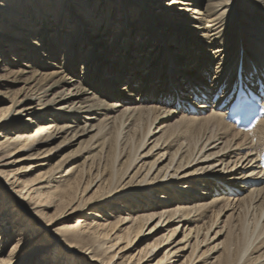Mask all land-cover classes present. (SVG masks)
I'll list each match as a JSON object with an SVG mask.
<instances>
[{"label": "bare ground", "instance_id": "6f19581e", "mask_svg": "<svg viewBox=\"0 0 264 264\" xmlns=\"http://www.w3.org/2000/svg\"><path fill=\"white\" fill-rule=\"evenodd\" d=\"M112 7L119 19L111 24ZM135 12L138 27L141 17L158 27L142 47L117 43L123 31L135 35L125 23L107 60L79 37L83 26L97 37L102 23L111 29ZM26 22L55 24L61 31L48 41L68 38L69 52L80 38L76 53L85 45L86 62L79 76L63 62L43 67L0 109V264H51L58 247L56 264H175L188 248L179 264H264V115L250 131L225 119L240 85L264 83V0H0V32L15 38ZM149 40L159 46L150 73L163 81L151 78L143 90L106 62L148 56ZM181 41L202 56L193 72L171 60L169 48ZM8 42L12 52L21 46ZM10 210L23 223L16 216L14 231L4 225Z\"/></svg>", "mask_w": 264, "mask_h": 264}, {"label": "rangeland", "instance_id": "374dc122", "mask_svg": "<svg viewBox=\"0 0 264 264\" xmlns=\"http://www.w3.org/2000/svg\"><path fill=\"white\" fill-rule=\"evenodd\" d=\"M117 6V5H116ZM97 8V6H92V9ZM122 8V7H120ZM94 9V10H95ZM152 9V13L153 15L156 17L158 16L159 12L157 10H155L154 8ZM109 11L112 12L110 18L108 19V15H106V21L107 19L111 21V24L116 22V20L119 19L118 15L117 16H112L115 14V10L114 7L109 8ZM137 13V14H136ZM144 14V13H142ZM123 18H122V22L116 23V26L111 27V29L109 28L110 25H108V29L106 28V22L105 24L102 23L101 24V28L103 26V29H100V31L98 32V36L97 32H94L95 29L94 27L90 28V27H86L83 26L82 28V32L80 33L81 35H79V37L82 35L86 36L87 40H90V42H95V48H94V53H96V57H101L103 60H107V58L104 57V51H108L110 50L109 47H111L112 42L114 41V29H117L121 24L125 23V26H123L124 28L127 26L129 28H132L133 31L135 30V35H128L127 32L125 33L124 31L121 33L117 43L123 42L126 43L127 41H129V46L131 48H137L138 43L141 44L140 46L142 47L143 43H146V41L144 42V37L145 34L148 32V30H150V28H155L157 29V25H151V23H148V27H145V23L143 21V18L141 17V26H137V22H138V12H135L134 14H131L130 17H128V14H123ZM113 17V18H112ZM104 21V20H103ZM28 26L23 27V26H19L20 30H14L11 31L12 33H19V36H16L15 38H13V34H10V31H3L0 32V36H1V41L2 39H4L2 41L5 42L4 44H0V109L3 110L6 106H8L10 104V100L13 97H18L20 96L22 93H24L29 86L33 85V78H38L42 73H45L42 68H47L46 73L48 72H52L54 69H56L57 64L60 63H66L68 65H73V67H75V72L77 73V76L80 75V70L82 66H84L85 64H83V62H86V47L85 45L83 46V56H80L76 53V51L80 50V38H77L76 42L74 43V49L69 52V49H65L64 45L66 44L67 46L69 45L70 41L67 38V40L63 43L57 44L55 45V43H49L48 39H50V36L53 38L55 36V33L57 32L56 37H58V32L61 31V29L59 27H55L52 24L51 27L48 26H41L39 25H35L32 29H30L31 24L27 23ZM17 26V25H16ZM139 29H136L137 27ZM32 27V26H31ZM107 29V30H106ZM142 29L144 30V32H142ZM147 29V31H146ZM19 31V32H17ZM137 31V32H136ZM26 33H29L30 36L26 35ZM96 33V34H95ZM101 34V37H100ZM45 35H49V37L45 38ZM161 35H163V32L161 31ZM43 36V37H42ZM92 36V37H91ZM130 36V37H129ZM11 41L13 44L15 45H21L20 47L17 46V50L16 48L14 49V52H12V50H10L9 46V42ZM45 40V41H44ZM38 43V44H36ZM156 43V42H155ZM154 42H151L149 40V42H147V44L145 46H143L142 50L144 52H150V54L148 56H144L142 54V58H140V53L135 56L132 60V58L128 57V55H126L125 57V61L126 64L120 65L117 67H113V62L112 61H107L106 63H109V66L113 68V70L120 74H123L125 77H129V75H133L132 79V83L134 86H137L138 88L141 89H145L147 82L152 78L155 82V84L157 83H162L163 81V76L158 74L157 71L155 70V73H150V67L155 66L157 60H153L154 54L156 52L157 49H159V46H155L153 44H155ZM36 44V45H35ZM190 49V47H188V43L187 41L185 42H180L179 45H173L172 47L169 48V50L171 51V60H173L174 62H185V65H183V69H187L188 71H192L195 70V68H192L191 66H196L197 62L199 63V61L202 60V56L198 55L197 53H195L194 55H192L191 53H188L186 49ZM26 50H31V54L26 53ZM56 50V51H55ZM55 51V52H54ZM125 51H126V46L122 49L121 51V59L122 56L125 55ZM164 50H161L159 53L158 58H165V55H163ZM68 52V53H67ZM54 53V55H53ZM175 53V54H174ZM14 55V56H13ZM192 55V56H191ZM95 57V58H96ZM168 57V56H167ZM28 58L30 60H28ZM52 58V59H51ZM157 58V59H158ZM110 59V58H108ZM195 60V63H194ZM197 60V62H196ZM148 61V65L143 68L142 66H144ZM135 62V64H138L139 67L137 68H133L132 72L128 71L129 67ZM37 68H36V66ZM82 65V66H81ZM116 65V64H115ZM162 67V65L160 66ZM174 68V65H173ZM190 69V70H188ZM13 70V71H11ZM11 71V72H10ZM60 71V70H59ZM58 71V72H59ZM90 74L91 75H95L96 72L94 70V67L91 68L90 70ZM190 71V72H191ZM136 73V75H134ZM58 74V73H57ZM67 71L61 74H58V76L66 78ZM56 75V74H55ZM57 76V77H58ZM110 78V80H112L111 75L108 76ZM149 77V78H148ZM114 79V78H113ZM115 81V79L113 80ZM170 83V82H169ZM168 83V84H169ZM119 85L118 87V92L120 94L123 93V90L120 89V85L122 86L123 84L121 83H117ZM16 94V96H15ZM149 148V147H148ZM148 148L145 149V151L148 150ZM25 153H21V155H25ZM37 171L35 170V172L29 174L27 177H32V175H34ZM19 210H17V213ZM228 212L225 214V217H217V225L218 226H222L225 223L226 220V216H227ZM16 216H12V211H9V218L6 222H4L5 227L7 226V228L11 229L14 231L13 226L16 225ZM210 217H212L211 212H207L206 218L204 221H207ZM17 219L19 221H17V225H21L23 224L21 222V215H19L17 217ZM219 221V222H218ZM221 221V222H220ZM201 222V223H202ZM27 225H25L26 227ZM32 229V228H31ZM213 230L216 231V227L213 226L212 228ZM213 230L210 231L209 234L212 235ZM214 231V232H215ZM180 232V233H179ZM224 232V228L223 231ZM161 232H159L160 235ZM34 234L33 231L31 232V235ZM224 233L223 235H220L219 239L217 241H222L224 238ZM19 236L18 234L16 235V237ZM176 239H180L182 237V229L180 230V228H178V232H176ZM175 236V237H176ZM13 244H15L14 241L9 242V244L7 245L6 249H5V254H7L10 250V248L13 246ZM204 250V249H202ZM26 251V250H25ZM24 251V252H25ZM60 248L58 247L56 250V253L54 254L53 260L51 261V264H56V260L58 259V257L60 256ZM190 249L188 248L186 251H183L181 253H178L176 255L175 258V264H179L185 257L186 255L189 253ZM218 254L215 253L213 256H216ZM214 261V258H211V260H207L206 263L210 264V262Z\"/></svg>", "mask_w": 264, "mask_h": 264}, {"label": "snow or ice", "instance_id": "6c2138e0", "mask_svg": "<svg viewBox=\"0 0 264 264\" xmlns=\"http://www.w3.org/2000/svg\"><path fill=\"white\" fill-rule=\"evenodd\" d=\"M225 2H227V0H225Z\"/></svg>", "mask_w": 264, "mask_h": 264}]
</instances>
